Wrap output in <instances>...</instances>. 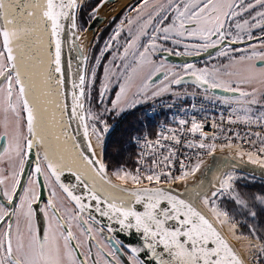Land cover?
Here are the masks:
<instances>
[{
  "label": "snow or ice",
  "instance_id": "1",
  "mask_svg": "<svg viewBox=\"0 0 264 264\" xmlns=\"http://www.w3.org/2000/svg\"><path fill=\"white\" fill-rule=\"evenodd\" d=\"M106 3L0 0V264H264V0H141L90 57L83 21ZM165 94L244 131L182 109L113 139Z\"/></svg>",
  "mask_w": 264,
  "mask_h": 264
},
{
  "label": "built area",
  "instance_id": "2",
  "mask_svg": "<svg viewBox=\"0 0 264 264\" xmlns=\"http://www.w3.org/2000/svg\"><path fill=\"white\" fill-rule=\"evenodd\" d=\"M193 102L197 104V108L200 107V98L198 97L196 98L195 101H193L191 98H188V99L182 98L176 101L172 99V100H162V101L153 103L147 109V112L149 113V115L154 116L157 119V125H155V127L149 131L154 134L155 131L159 130L157 126L160 124H165L168 126L175 127L176 125L173 122V117L175 116L177 119L181 117L188 118V117H185V112L182 110V109H186L187 112L189 113V116L196 115L198 120H204L205 117H207L205 131L209 133H212L214 131L210 127L213 117L216 118V122L219 124L220 115H221V112L223 111L224 116H225L224 133L220 134L219 130H216L221 140L224 139L225 135H231L232 132H235V131H240L241 133H243L244 131L243 126H230L227 124L226 118H227L228 113L226 109L222 108V106L216 105L215 107H213L211 105H205V111L203 113H200V112H194L192 110L191 104ZM169 105H171V107H169ZM229 128L232 129V132L228 131ZM244 146L247 147V145H244ZM137 152L139 153V149H137Z\"/></svg>",
  "mask_w": 264,
  "mask_h": 264
},
{
  "label": "water",
  "instance_id": "3",
  "mask_svg": "<svg viewBox=\"0 0 264 264\" xmlns=\"http://www.w3.org/2000/svg\"><path fill=\"white\" fill-rule=\"evenodd\" d=\"M135 0H107V3L105 6L100 8V11L98 12L96 18L94 20H89V23L87 25V31L83 32L81 34V39H80V43L81 45L85 48V54L86 55H90V51L92 48V44L94 42V40L96 39V36L99 34L101 28L104 26V24L108 21V19L110 18V16H112V7L116 4L119 5V8L122 7H127L128 5H130L131 3H133ZM121 9V10H122ZM64 54H65V60H67V58L69 57V51H68V45L66 44L65 49H64ZM75 56L76 53L72 52L71 53V57L73 58V67L75 68L76 65V60H75ZM204 58L201 57H195L193 60H191V62H197V61H201ZM187 86H192L191 84L187 85ZM75 127V126H73ZM217 155H220V153H217ZM32 159L34 160V156L32 157ZM33 165L30 163L29 166L26 168V172L30 169V167H32ZM64 180L65 183H70L72 182V178L66 174L65 177L62 178ZM47 198V193L45 192L41 198V202L43 200H46ZM98 219H101L102 221V225H107L108 221L105 218H101L98 217ZM41 221H42V217H41ZM114 228H118V225H113ZM104 235L107 236L109 235L107 233V229L105 228V232ZM110 235L115 236L117 239L124 241L125 243H130L135 245L136 243H138V238L136 237V235L133 233L132 235H126L124 233L121 232H114ZM105 243H107V241H105ZM232 243L234 245H236V247L238 249L241 248V244L236 242L235 240L232 241ZM122 259H126V257L122 256Z\"/></svg>",
  "mask_w": 264,
  "mask_h": 264
},
{
  "label": "flooded vegetation",
  "instance_id": "4",
  "mask_svg": "<svg viewBox=\"0 0 264 264\" xmlns=\"http://www.w3.org/2000/svg\"><path fill=\"white\" fill-rule=\"evenodd\" d=\"M95 2H96V0H89V3H95ZM140 2H141V0H135L130 6L128 5L126 8H124V9H122L120 11H118V9H119V5L118 4H116V5H114L112 7V11H118V12H117V14H115L114 16H112V17H110L108 19V21L101 28L99 34L96 36V39L93 42L92 49H91V52H90V55H89L90 57L99 55V51H100V49H102L104 47L105 41L109 40V37L111 36V34L114 32V30L118 26H121V22L124 21L126 17H131V16L135 15V11L133 9L136 6H138L140 4ZM83 23H84L85 27L88 25L87 17L84 18ZM124 34L126 35V28H125V33ZM121 43H123V39H121ZM106 55H107V53H106ZM194 58L195 57L179 58V57L172 56V57H168V63L180 64V63H183L185 61L191 62V60H193ZM192 63H196L198 66H202V60L201 61H197V62H192ZM186 87L189 90V92L192 91V86H186ZM170 97H171L170 95L167 96V98H170ZM132 113H133V111H132ZM129 115L130 114H126L125 119ZM124 120L121 122L120 128L123 126ZM44 201H46V200H43L41 202V206H42V203Z\"/></svg>",
  "mask_w": 264,
  "mask_h": 264
},
{
  "label": "trees",
  "instance_id": "5",
  "mask_svg": "<svg viewBox=\"0 0 264 264\" xmlns=\"http://www.w3.org/2000/svg\"><path fill=\"white\" fill-rule=\"evenodd\" d=\"M146 107H141L138 110L131 113L125 120L123 126L117 131L113 139L119 138L121 132L127 128L129 125H135L137 127H140L142 124L146 123L144 120V113H145ZM156 123V120L154 119L152 122V128L154 127ZM138 156L137 149L135 147L129 149L126 151L121 157H118L119 163L125 165L126 167L133 169L136 166V159ZM116 157V153L114 150H109L106 153V161L115 163L116 160L114 159Z\"/></svg>",
  "mask_w": 264,
  "mask_h": 264
},
{
  "label": "rangeland",
  "instance_id": "6",
  "mask_svg": "<svg viewBox=\"0 0 264 264\" xmlns=\"http://www.w3.org/2000/svg\"><path fill=\"white\" fill-rule=\"evenodd\" d=\"M131 4H132V3H131ZM131 4H130V5H131ZM130 5H129V6H130ZM124 8H126V7H123V9H124ZM121 9H122V7L119 8L118 11H120ZM118 11H111L112 16H114L115 14H117ZM112 16H110V17H112ZM168 95H170V94H165L164 96H162V97H160V98L158 97V98H156V99L167 98ZM153 102H154V100H149V101H147L146 103H144V104H142V105H139L138 107H140V106H146V105L151 104V103H153ZM132 111H133V110H132ZM118 131H119V130H118Z\"/></svg>",
  "mask_w": 264,
  "mask_h": 264
}]
</instances>
